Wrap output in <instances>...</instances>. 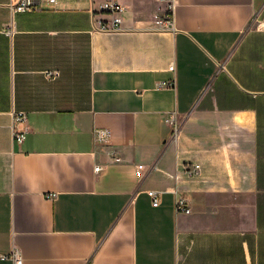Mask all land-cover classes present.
<instances>
[{"label":"crops","instance_id":"crops-1","mask_svg":"<svg viewBox=\"0 0 264 264\" xmlns=\"http://www.w3.org/2000/svg\"><path fill=\"white\" fill-rule=\"evenodd\" d=\"M16 1L0 0V256L264 264V0H174L168 30L162 0ZM106 1L119 31L98 30Z\"/></svg>","mask_w":264,"mask_h":264},{"label":"built area","instance_id":"built-area-1","mask_svg":"<svg viewBox=\"0 0 264 264\" xmlns=\"http://www.w3.org/2000/svg\"><path fill=\"white\" fill-rule=\"evenodd\" d=\"M48 3L54 4L55 0H47ZM166 3V13L164 16L155 17L154 24L155 28L158 30H168L172 26V12L174 9V0H162ZM39 0H17L14 4H10V10L13 13L26 12L31 10L38 9ZM98 11L106 13L109 18L106 21L97 22L98 30L101 32H116L121 29L122 25V14L123 8L116 2L106 1L98 5ZM170 71L173 70V66H169ZM25 120L24 114L17 113L14 115L13 122L19 123ZM165 123H168L172 127V132L176 134L178 130V123L174 116L170 115L164 119ZM14 142L20 144L25 138L26 128L21 131L12 130ZM94 140L97 143H105L108 139L109 132L104 129H95L93 131ZM100 166H95L94 171H99ZM142 165L136 167V177L141 178ZM199 170V165L194 164L188 170L191 174H196ZM148 195L151 200L152 206H157L159 203V193L155 191H149ZM174 208L178 212L189 213V208L186 205V202L182 198H177L174 203ZM0 258L7 259L10 258L13 261V264H21V258L16 250H13L9 255H1Z\"/></svg>","mask_w":264,"mask_h":264}]
</instances>
